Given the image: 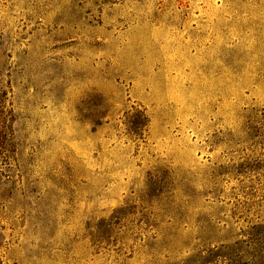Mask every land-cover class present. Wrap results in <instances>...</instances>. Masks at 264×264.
<instances>
[{
    "label": "rangeland",
    "instance_id": "rangeland-1",
    "mask_svg": "<svg viewBox=\"0 0 264 264\" xmlns=\"http://www.w3.org/2000/svg\"><path fill=\"white\" fill-rule=\"evenodd\" d=\"M0 90V264H264V0H0Z\"/></svg>",
    "mask_w": 264,
    "mask_h": 264
},
{
    "label": "trees",
    "instance_id": "trees-1",
    "mask_svg": "<svg viewBox=\"0 0 264 264\" xmlns=\"http://www.w3.org/2000/svg\"><path fill=\"white\" fill-rule=\"evenodd\" d=\"M0 91H1V90H0ZM3 124H4V123H3ZM4 130H5V129H3V126H1V127H0V132L4 133ZM0 154H1V153H0Z\"/></svg>",
    "mask_w": 264,
    "mask_h": 264
}]
</instances>
